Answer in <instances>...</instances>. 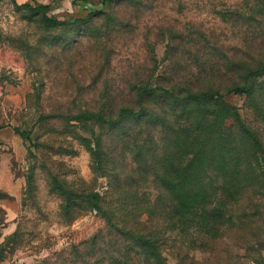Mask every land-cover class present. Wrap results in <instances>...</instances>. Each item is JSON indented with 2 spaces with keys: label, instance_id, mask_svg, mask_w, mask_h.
Returning a JSON list of instances; mask_svg holds the SVG:
<instances>
[{
  "label": "rangeland",
  "instance_id": "rangeland-1",
  "mask_svg": "<svg viewBox=\"0 0 264 264\" xmlns=\"http://www.w3.org/2000/svg\"><path fill=\"white\" fill-rule=\"evenodd\" d=\"M256 2L116 0L87 16L82 0H55L50 15L80 21L48 28L43 12L0 0V264L54 259L104 226L96 210L74 220L62 211L63 187L104 193L108 181L91 167L100 127L75 116L122 104L145 80L199 83L203 62L209 69L228 58H263L264 6L252 9ZM225 100L242 118L257 119L247 94ZM16 129L31 139L21 143ZM259 235L264 240V227ZM263 244L238 251L234 264H264ZM165 256L168 264H184L172 250Z\"/></svg>",
  "mask_w": 264,
  "mask_h": 264
},
{
  "label": "trees",
  "instance_id": "trees-1",
  "mask_svg": "<svg viewBox=\"0 0 264 264\" xmlns=\"http://www.w3.org/2000/svg\"><path fill=\"white\" fill-rule=\"evenodd\" d=\"M115 1L82 0L87 16ZM255 1L252 9L264 6L249 4ZM15 4L43 12L48 28L80 21L50 15V4ZM203 63L196 68L202 82L145 80L122 104L75 116L100 127L91 167L108 181L104 193L63 187L62 211L74 220L93 209L105 224L82 246L40 264H168L166 249L184 264H234L238 251L264 243V81L257 83L264 57ZM232 93L247 94L256 120L225 100ZM226 250L233 259L219 260Z\"/></svg>",
  "mask_w": 264,
  "mask_h": 264
},
{
  "label": "crops",
  "instance_id": "crops-1",
  "mask_svg": "<svg viewBox=\"0 0 264 264\" xmlns=\"http://www.w3.org/2000/svg\"><path fill=\"white\" fill-rule=\"evenodd\" d=\"M27 1V0H25ZM25 1H22V3H25ZM40 2L39 3H43V4H50L51 5V8H52V4L53 2H55V0H39ZM22 137L20 136V140L22 141L21 143H23V138L21 139Z\"/></svg>",
  "mask_w": 264,
  "mask_h": 264
},
{
  "label": "built area",
  "instance_id": "built-area-1",
  "mask_svg": "<svg viewBox=\"0 0 264 264\" xmlns=\"http://www.w3.org/2000/svg\"><path fill=\"white\" fill-rule=\"evenodd\" d=\"M91 6V5H90Z\"/></svg>",
  "mask_w": 264,
  "mask_h": 264
}]
</instances>
